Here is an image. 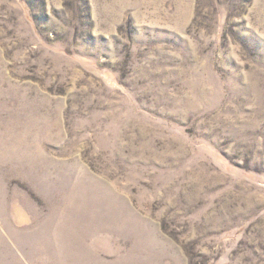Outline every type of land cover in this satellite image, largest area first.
<instances>
[{
	"label": "rangeland",
	"instance_id": "374dc122",
	"mask_svg": "<svg viewBox=\"0 0 264 264\" xmlns=\"http://www.w3.org/2000/svg\"><path fill=\"white\" fill-rule=\"evenodd\" d=\"M0 264H264V0H0Z\"/></svg>",
	"mask_w": 264,
	"mask_h": 264
}]
</instances>
